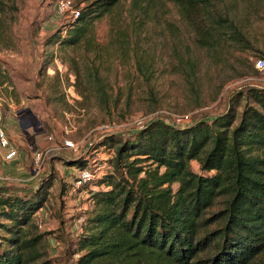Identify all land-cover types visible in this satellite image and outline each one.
Masks as SVG:
<instances>
[{
    "label": "trees",
    "instance_id": "16d2710c",
    "mask_svg": "<svg viewBox=\"0 0 264 264\" xmlns=\"http://www.w3.org/2000/svg\"><path fill=\"white\" fill-rule=\"evenodd\" d=\"M123 3L80 0L85 8L68 26L67 38L60 37L61 29L53 37L65 48L93 50L96 24L108 18L106 51L138 54V39L150 34L152 25L163 19L171 25L166 18L173 5L195 42L212 49L227 38L241 43L242 20L264 6V0H130L123 11ZM239 7L242 18L235 14ZM110 137L119 145L114 172L97 180L106 190L91 195L76 264H264V87L239 93L212 120L185 128L154 121L123 139ZM69 161L80 170L89 168L84 158ZM53 183L50 175L23 195L0 189V231L10 235H0V264L40 259L43 236L32 232L39 228L36 216ZM218 204L222 208L215 212Z\"/></svg>",
    "mask_w": 264,
    "mask_h": 264
},
{
    "label": "rangeland",
    "instance_id": "374dc122",
    "mask_svg": "<svg viewBox=\"0 0 264 264\" xmlns=\"http://www.w3.org/2000/svg\"><path fill=\"white\" fill-rule=\"evenodd\" d=\"M73 2L76 8H85L80 0ZM129 2L124 0L123 11ZM169 8L166 20L171 25L164 19L152 25L153 31L138 39V54L115 56L106 51L111 47L108 18L96 24L93 50L65 48L53 36L61 29L60 37L67 38L74 20L57 13L56 0H0V105L5 130L6 117L12 113L22 140L34 142L41 136L48 142L52 135V146L62 147L67 140L79 144L77 152L63 150L46 162L43 175L35 179L33 150L48 145L27 144L32 156L23 162L5 165L0 157V189L7 192L23 195L50 175L54 179L48 201L36 216L42 227L38 224L32 232L43 236L38 246L41 257L30 264H76L83 254L77 253L78 244L88 231L91 195L106 190L97 180L114 172L119 145L118 138L110 136L123 139L128 132L175 115L185 118L186 127L212 120L260 77L256 61L264 58V6L258 7V15L242 20L241 43L227 38L212 49L201 48L192 28L173 5ZM235 14L242 18L245 11L239 7ZM246 101L241 100L240 112ZM141 120L143 125L138 124ZM82 158L89 168L95 167L97 179L74 191L80 169L69 160ZM192 168L201 173L199 163L193 162ZM221 208L218 204L214 211ZM0 235L10 237L3 230Z\"/></svg>",
    "mask_w": 264,
    "mask_h": 264
},
{
    "label": "built area",
    "instance_id": "2783aa9c",
    "mask_svg": "<svg viewBox=\"0 0 264 264\" xmlns=\"http://www.w3.org/2000/svg\"><path fill=\"white\" fill-rule=\"evenodd\" d=\"M56 10L59 15H63L66 18L71 17L73 20L77 19L80 16V9L75 7L73 0H56ZM256 69L258 70L260 77L254 80L255 83H253V86L251 87L262 88L264 87V58H260L256 61ZM157 121L178 128L186 127L184 125L185 118L179 115H175L171 119L163 118ZM3 123L4 118L2 115V106L0 105V157H2L4 162H13L18 158L19 151L11 146V140L3 126ZM143 123L144 122L142 120L138 122V124L140 125H143ZM148 125L149 124H147L146 126ZM52 141L53 136L51 135L48 138V147L42 150H33V167L31 170V174L34 179L39 178L43 175L45 163L54 157H58L60 151L67 150L77 152L79 150V144L75 142L67 140L62 147H56L51 145ZM94 168V166H91L90 168L79 170L78 175L73 182L74 191L86 188L97 179V176L95 174L96 170ZM82 220L83 219H81V221ZM38 224L40 227H42V222H38Z\"/></svg>",
    "mask_w": 264,
    "mask_h": 264
},
{
    "label": "crops",
    "instance_id": "0c3cea01",
    "mask_svg": "<svg viewBox=\"0 0 264 264\" xmlns=\"http://www.w3.org/2000/svg\"><path fill=\"white\" fill-rule=\"evenodd\" d=\"M14 115L12 113H10V115L8 117H6V130L8 135L11 138L12 144H13V148L19 149V156H18V160L15 159L14 161H26L28 158V155H30V157L32 156V151H27L28 148L26 147V145L28 144V146H34L37 145L40 148H44L47 145H49V142H44L43 138H41V136H36L34 142H27L25 140L21 139V134L17 133L16 129H15V120L13 119ZM37 148V147H36ZM5 165H8L12 162H4Z\"/></svg>",
    "mask_w": 264,
    "mask_h": 264
},
{
    "label": "water",
    "instance_id": "95a60500",
    "mask_svg": "<svg viewBox=\"0 0 264 264\" xmlns=\"http://www.w3.org/2000/svg\"><path fill=\"white\" fill-rule=\"evenodd\" d=\"M27 112H28L30 115H33V113L31 112L30 109H28ZM33 116H34V115H33Z\"/></svg>",
    "mask_w": 264,
    "mask_h": 264
}]
</instances>
